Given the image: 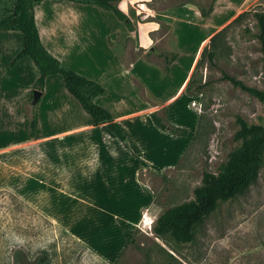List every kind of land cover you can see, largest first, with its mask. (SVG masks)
I'll return each mask as SVG.
<instances>
[{"label":"rangeland","instance_id":"374dc122","mask_svg":"<svg viewBox=\"0 0 264 264\" xmlns=\"http://www.w3.org/2000/svg\"><path fill=\"white\" fill-rule=\"evenodd\" d=\"M151 1L158 11L190 1L205 6L211 2ZM8 5L0 0V14ZM254 10L264 12V0L241 3L211 45L217 67L206 56L198 63L199 55L183 93L154 111L167 129H150L137 158L107 168L109 181L86 177L83 182L78 172L79 177L51 175L46 155L53 151L44 146L37 152L36 184L29 183L15 158L1 155L0 264H22L21 258L34 259L43 251L46 264H264V161L244 192L220 202L195 226L190 242H179L171 234L159 237L152 230L163 210L194 198L204 171L218 173L229 153L241 146L233 137L237 116L264 125V102L220 78L221 68L264 90V54L254 36ZM242 11L249 12L232 21ZM157 54L163 55L159 50ZM177 83L159 82L162 97ZM147 119L154 124L150 113ZM171 126L186 134L171 132ZM60 155L57 149L53 160L59 161ZM90 171L86 167L85 175ZM127 229L134 243L126 241Z\"/></svg>","mask_w":264,"mask_h":264},{"label":"crops","instance_id":"0c3cea01","mask_svg":"<svg viewBox=\"0 0 264 264\" xmlns=\"http://www.w3.org/2000/svg\"><path fill=\"white\" fill-rule=\"evenodd\" d=\"M140 1L145 3L136 7ZM243 1L216 0L212 12L202 18L193 2L158 11L151 0H121L119 6L132 29L97 4L72 0H42L34 7V16L44 47L66 67L105 89L94 101L124 127L141 152L148 131L157 127L148 123L149 113L183 93L206 41L239 12ZM195 38L193 45L190 40ZM22 48L20 30H0V157L11 154L34 184L37 152L44 146L53 152L61 149L59 161L53 160V152L46 155L51 158L46 163L51 175L78 172L83 182L86 177L107 182V168L137 158L122 141L93 125L60 74L46 77L36 134L28 135L22 103L30 98L39 72L27 55L11 65ZM158 50L177 54L167 72ZM159 82L178 83L164 98ZM86 167L91 168L90 175H85Z\"/></svg>","mask_w":264,"mask_h":264},{"label":"trees","instance_id":"16d2710c","mask_svg":"<svg viewBox=\"0 0 264 264\" xmlns=\"http://www.w3.org/2000/svg\"><path fill=\"white\" fill-rule=\"evenodd\" d=\"M5 1L9 5L3 7L0 14V30H20L23 34V48L16 54L11 65L20 57L27 55L32 59L39 72L30 98L22 103L25 113L24 128L28 135L35 136L38 123V103L40 98L37 101H33V92L38 91L41 94L44 90L46 77L52 74H60L63 77L66 89L91 116L93 125L101 126L110 136L125 143V146L132 154L139 156L140 150L129 138L124 127L113 119L111 113L106 108L94 101L97 95L105 93V89L99 83L66 67L42 44L34 16V7L42 0ZM72 1L97 4L111 11L129 29L133 28L129 16L118 6L121 0ZM215 1L211 0L207 6L201 3H193L198 6L201 17L205 18L212 12ZM248 12H240L232 21L240 20ZM253 17L257 22V32L254 33V36L260 42L261 51L264 54V12L254 10ZM224 28L209 38V42L201 50L198 63L206 56L208 64L217 67L214 61L215 50L211 48V45ZM162 54L164 58L163 69L167 72L169 64L177 57V54H169L167 52H163ZM220 72L222 80L229 81L233 86L264 102V90L247 85L244 81L227 73L224 69L220 68ZM150 116L160 129H167L168 126L158 118L156 112H151ZM236 121L238 129L235 131L233 137L236 140L242 141L241 146L229 153L226 162L218 173L207 170L203 172L201 184L193 190V199L170 206L156 217L152 226V230L156 236L163 237L166 234H171L179 242H190L194 236L195 226L213 212L220 202L232 199L244 192L256 180L259 169L264 161V125L249 124L240 116L236 117ZM170 131H181L183 135L186 134V130H180V128L175 126H171ZM124 234L128 243H134L133 232L131 230H125ZM20 262L22 264H46L47 254L43 251L42 256L34 259L23 257L20 259Z\"/></svg>","mask_w":264,"mask_h":264},{"label":"water","instance_id":"95a60500","mask_svg":"<svg viewBox=\"0 0 264 264\" xmlns=\"http://www.w3.org/2000/svg\"><path fill=\"white\" fill-rule=\"evenodd\" d=\"M40 92L34 91L33 92V101H37L40 98Z\"/></svg>","mask_w":264,"mask_h":264},{"label":"built area","instance_id":"2783aa9c","mask_svg":"<svg viewBox=\"0 0 264 264\" xmlns=\"http://www.w3.org/2000/svg\"><path fill=\"white\" fill-rule=\"evenodd\" d=\"M150 3V2H149ZM148 6V5H147Z\"/></svg>","mask_w":264,"mask_h":264}]
</instances>
